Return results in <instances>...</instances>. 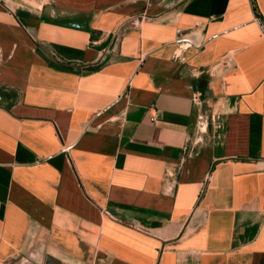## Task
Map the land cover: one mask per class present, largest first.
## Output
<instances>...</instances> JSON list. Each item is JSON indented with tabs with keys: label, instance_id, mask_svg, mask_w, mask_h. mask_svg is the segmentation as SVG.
<instances>
[{
	"label": "crops",
	"instance_id": "crops-1",
	"mask_svg": "<svg viewBox=\"0 0 264 264\" xmlns=\"http://www.w3.org/2000/svg\"><path fill=\"white\" fill-rule=\"evenodd\" d=\"M0 264H264V0L0 2Z\"/></svg>",
	"mask_w": 264,
	"mask_h": 264
},
{
	"label": "rangeland",
	"instance_id": "rangeland-1",
	"mask_svg": "<svg viewBox=\"0 0 264 264\" xmlns=\"http://www.w3.org/2000/svg\"><path fill=\"white\" fill-rule=\"evenodd\" d=\"M45 1L46 0H0L5 7L13 9L15 12H19L20 9L35 11L37 7ZM214 110L215 113H213ZM221 111V106L207 108V114L209 116L214 115V118H217ZM209 123H211V119L209 120Z\"/></svg>",
	"mask_w": 264,
	"mask_h": 264
},
{
	"label": "built area",
	"instance_id": "built-area-1",
	"mask_svg": "<svg viewBox=\"0 0 264 264\" xmlns=\"http://www.w3.org/2000/svg\"><path fill=\"white\" fill-rule=\"evenodd\" d=\"M115 39H116V36H115ZM200 99H201V93L200 92H196L193 94L192 101L194 104L199 105Z\"/></svg>",
	"mask_w": 264,
	"mask_h": 264
},
{
	"label": "trees",
	"instance_id": "trees-1",
	"mask_svg": "<svg viewBox=\"0 0 264 264\" xmlns=\"http://www.w3.org/2000/svg\"><path fill=\"white\" fill-rule=\"evenodd\" d=\"M254 11H255V13H256L255 8H254ZM256 15H257V13H256ZM103 46H105V43L101 44V47H103ZM98 68H99V66H95V67H87L88 70H92V71L97 70Z\"/></svg>",
	"mask_w": 264,
	"mask_h": 264
}]
</instances>
